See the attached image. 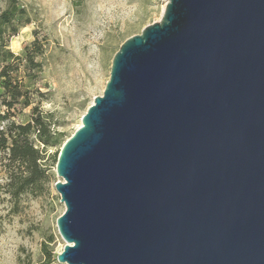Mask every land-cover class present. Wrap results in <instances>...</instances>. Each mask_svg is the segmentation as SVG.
I'll list each match as a JSON object with an SVG mask.
<instances>
[{
	"label": "water",
	"instance_id": "obj_1",
	"mask_svg": "<svg viewBox=\"0 0 264 264\" xmlns=\"http://www.w3.org/2000/svg\"><path fill=\"white\" fill-rule=\"evenodd\" d=\"M63 144L66 264H264V0H163Z\"/></svg>",
	"mask_w": 264,
	"mask_h": 264
},
{
	"label": "rangeland",
	"instance_id": "obj_2",
	"mask_svg": "<svg viewBox=\"0 0 264 264\" xmlns=\"http://www.w3.org/2000/svg\"><path fill=\"white\" fill-rule=\"evenodd\" d=\"M7 1L0 0V11L6 8ZM19 2L31 23L21 26L18 35L11 38L10 49L22 54L35 33L47 40L40 80L28 84L45 94L40 109L53 114L55 129L65 135V141L82 125V117L94 99L103 95L112 60L121 45L158 22L166 5L163 0ZM30 120L31 108L22 110L15 118L22 124ZM61 148L59 145L46 149L53 175L50 193L39 198L26 197L18 215L8 214L10 203L1 189L6 177L0 161V264H62L57 258L66 242L59 234L57 220L66 207L55 188L62 178L57 176L53 160Z\"/></svg>",
	"mask_w": 264,
	"mask_h": 264
},
{
	"label": "trees",
	"instance_id": "obj_3",
	"mask_svg": "<svg viewBox=\"0 0 264 264\" xmlns=\"http://www.w3.org/2000/svg\"><path fill=\"white\" fill-rule=\"evenodd\" d=\"M30 23L27 10L19 0H8L6 8L0 11V161L6 177L1 189L9 197V215L21 213L26 197L39 198L50 193L53 175L46 149L62 147L66 142L65 135L55 129L53 114L40 109L45 94L28 84L40 80L47 40L35 33L22 54L10 49L11 38L18 35L21 26ZM28 108H31V120L17 123V114ZM59 153L53 158L54 164Z\"/></svg>",
	"mask_w": 264,
	"mask_h": 264
}]
</instances>
